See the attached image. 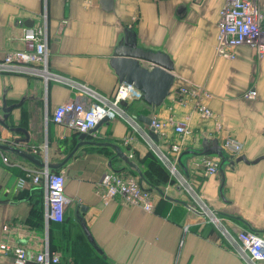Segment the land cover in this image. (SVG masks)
Here are the masks:
<instances>
[{"label": "crops", "instance_id": "1", "mask_svg": "<svg viewBox=\"0 0 264 264\" xmlns=\"http://www.w3.org/2000/svg\"><path fill=\"white\" fill-rule=\"evenodd\" d=\"M225 2L0 0V60L24 50L25 30L35 26L46 28L48 56L47 67L0 70V119L4 103L18 105L6 123L27 129L30 140L18 148L44 163L0 149V245L23 246L30 254L28 264H38L36 255L47 248L59 256L58 264H173L179 245L181 264H242L219 227L191 208L189 194L162 161L160 153L169 155L178 136L168 130L158 153L144 137L149 126L139 119L174 117L187 123L181 154L201 149L203 143L222 146L233 138L243 145L238 157L251 162L264 157V54L258 48L264 31L254 44L234 49L231 59L219 40ZM128 30L139 47L169 56L175 75L171 93L156 109L143 99L125 106L137 117L139 131L125 120H107L80 141L66 125L55 124L52 113L69 101L88 104L90 90L113 97L120 81L111 60ZM180 87H200L205 96L190 97L183 105L176 100ZM253 90L256 96L248 97ZM198 102L213 115L197 112ZM0 133L4 144L26 137L1 124ZM228 155L224 183L220 171L207 176L203 157L188 156L177 167L232 234L252 230L264 238V158L249 164ZM49 166L66 177L69 202L63 223L46 221L45 187L34 186L28 178L19 187L29 171ZM108 170L135 175L152 191L154 210L145 212L120 198L109 201L101 188ZM13 263L11 251H0V264Z\"/></svg>", "mask_w": 264, "mask_h": 264}, {"label": "built area", "instance_id": "2", "mask_svg": "<svg viewBox=\"0 0 264 264\" xmlns=\"http://www.w3.org/2000/svg\"><path fill=\"white\" fill-rule=\"evenodd\" d=\"M263 24L264 5L262 7L258 0H226L220 11L218 25L219 40L222 44L221 51L234 59L233 50L244 44H254L263 33ZM24 41L26 44L24 50L6 53L0 60V70L16 72L27 68L48 66L46 28L44 26L26 28ZM258 48L259 52L264 54V43L259 44ZM32 70L41 74L38 69ZM90 94L88 104L73 100L57 107L52 113V121L55 124L66 125L77 135L91 133L104 119L108 121L122 119L127 121L135 131L140 130L137 117L130 116L127 108L121 104L126 102L128 105L142 98V93L132 84L120 82L113 97H106L91 90ZM175 94L176 100L183 105L187 104L190 97L202 99L205 96L200 87H180ZM248 96L255 97L256 91H250ZM196 111L205 117L213 115L212 110L202 102L197 103ZM151 119V126L154 128L158 141H155L148 132L144 136L145 139L151 148L159 153L158 143L160 140L168 138V130H172L178 136V141L171 142L169 155L160 153L161 159L177 179L179 186L193 199L191 208L196 212L201 211L204 216L212 214L213 217H216L215 211L210 209L177 167L178 157L182 151L181 138L187 133V123L177 121L174 117H169L165 121L155 116ZM221 147L233 158L242 151L241 143L233 138L226 139ZM3 160L7 163L10 162L7 157H4ZM219 164L220 160L213 156L203 157V166L207 176L218 174ZM27 178L34 186L46 188V221L48 223H63L66 220V207L69 202L65 193V174L47 167L32 170L19 181V187L25 185ZM101 188L104 189L109 201L120 198L129 206L140 208L145 212H152L155 208V197L152 191L143 186L135 175L128 172L106 171L102 177ZM212 218H210V222L213 221L212 224L219 227L227 241L236 246L233 248L235 253L239 256L244 255L252 264H264V238L261 234L252 230H242L237 234H232L229 230L223 229L224 225L222 227L216 218ZM0 251L13 253V264H28L30 260V254L23 246L10 247L3 244L0 245ZM59 260V256L48 248L35 257L38 264H58Z\"/></svg>", "mask_w": 264, "mask_h": 264}, {"label": "water", "instance_id": "3", "mask_svg": "<svg viewBox=\"0 0 264 264\" xmlns=\"http://www.w3.org/2000/svg\"><path fill=\"white\" fill-rule=\"evenodd\" d=\"M106 3L110 2L111 0H103ZM150 64V65H144ZM111 64L113 68L115 69L117 76L119 78V81L126 82L128 84H132L137 90H139L142 93V98L149 106H151L153 109H156L162 105L164 100L169 97L171 93V88L175 81V75H174V65L171 59L168 55H166L163 52L160 51H151L143 49L142 47H139L137 45V41L134 39L133 34L131 31H127V37L125 38L123 43H120L117 47L115 54L111 60ZM123 106H126V102L121 103ZM15 106H7L6 103H4V116L3 119H0V124L9 129L11 132L14 133H23L26 137L23 139H16L14 143L12 144H4L0 143V149L4 151H10L17 153L21 155L22 157L32 161L33 163H36L40 166H44V163L37 160L35 157L31 156L30 154L26 153L25 151L18 148L20 144L28 143L29 139V133L27 129L23 127H10L6 121L8 120L10 116V112ZM140 121H143L146 123V125L149 126L150 132L149 134L151 137L158 141V137L154 131V128L151 126L152 119L151 117L141 115L139 117ZM107 121V119H104L102 122ZM100 122L95 129L91 131L95 132L99 125L102 123ZM0 133V138H1ZM87 137V134H81L79 136V140L82 141ZM116 151L118 152V155L124 159L125 161H128L127 156L122 153L117 146H114ZM74 152L70 153L68 159H70L73 156ZM216 155L221 159V162L219 164V171L223 177V183H224V168L229 163L230 156L226 153V151L217 143L215 142L213 145H210L208 143H203V146L201 149L198 150H188L185 151L179 155L178 162L181 163V161L188 157H205V156H212ZM264 158V157H262ZM262 158L256 159L255 161H249L245 156H240L235 159V162H245V163H252L255 164L259 162ZM64 164V163H63ZM62 167V165H61ZM51 169H55L52 166H49ZM83 230L85 234L87 235L88 239L93 243V238L85 226V224L82 225Z\"/></svg>", "mask_w": 264, "mask_h": 264}, {"label": "rangeland", "instance_id": "4", "mask_svg": "<svg viewBox=\"0 0 264 264\" xmlns=\"http://www.w3.org/2000/svg\"><path fill=\"white\" fill-rule=\"evenodd\" d=\"M262 0H258V3L263 7V5H264V3H262L261 2ZM262 29H263V31H264V24L262 25ZM261 37V36H260ZM259 37V38H260ZM249 97V96H248ZM135 102V101H134ZM133 102V103H134ZM132 103V104H133ZM238 142V141H237ZM242 145V144H241ZM242 149H243V145H242ZM239 156V155H238ZM238 156H236L237 158H238ZM235 157V158H236ZM191 201H193V199H191ZM198 214H202L201 213V211H199V212H197ZM209 213V212H208ZM203 215V214H202ZM215 215H216V217H213L212 216V214H211V216H204L205 218H207V220H208V223H211L212 224V222H210L211 221V219L210 218H216L219 222H220V224H221V226L223 227V225H224V227L225 228H223V229H225V230H229L230 231V229L226 226V224H225V222H224V219L223 218H221L220 217V215L219 214H217V213H215ZM212 218V219H213ZM214 223H217V222H214ZM220 224H218V225H220ZM224 230V231H225ZM227 244L228 245H226L229 249H233L234 247H236V246H234V244L232 245L229 241L227 242ZM181 250H182V245H179V248L177 249V256H176V258H174L173 259V264H181V261H180V253H181ZM234 250V249H233ZM238 255V254H237ZM239 256V255H238ZM242 256V257H241ZM241 256H239L240 257V259H241V262H242V264H252L246 257H244V255H242L241 254ZM258 264V263H257Z\"/></svg>", "mask_w": 264, "mask_h": 264}]
</instances>
